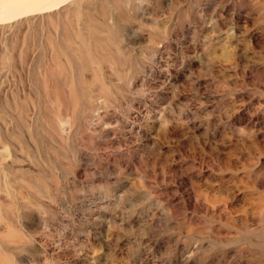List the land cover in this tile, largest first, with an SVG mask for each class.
<instances>
[{
	"label": "rangeland",
	"instance_id": "374dc122",
	"mask_svg": "<svg viewBox=\"0 0 264 264\" xmlns=\"http://www.w3.org/2000/svg\"><path fill=\"white\" fill-rule=\"evenodd\" d=\"M57 2L0 21L9 264H264V0Z\"/></svg>",
	"mask_w": 264,
	"mask_h": 264
},
{
	"label": "bare ground",
	"instance_id": "6f19581e",
	"mask_svg": "<svg viewBox=\"0 0 264 264\" xmlns=\"http://www.w3.org/2000/svg\"><path fill=\"white\" fill-rule=\"evenodd\" d=\"M17 2V0H14ZM33 1V0H32ZM64 2V0H56V2ZM1 2V6L2 9L0 11V21L1 19H13V18H17L19 16H24V15H28V14H36V13H40L42 11H45L46 9H50L52 8V6L54 7V5L56 4L55 0H46L44 3L41 1L40 4H28V0L27 3L25 4H19L20 1H18L17 3L12 2V1H5V0H0ZM31 2V1H30ZM36 2V1H34ZM38 2V0H37ZM60 4V3H59ZM58 2L56 5H59ZM47 11V10H46Z\"/></svg>",
	"mask_w": 264,
	"mask_h": 264
},
{
	"label": "clouds",
	"instance_id": "9594fccd",
	"mask_svg": "<svg viewBox=\"0 0 264 264\" xmlns=\"http://www.w3.org/2000/svg\"><path fill=\"white\" fill-rule=\"evenodd\" d=\"M6 237L4 234H0V240H4ZM0 264H9V261L7 259V254L5 253V250L2 246H0Z\"/></svg>",
	"mask_w": 264,
	"mask_h": 264
}]
</instances>
